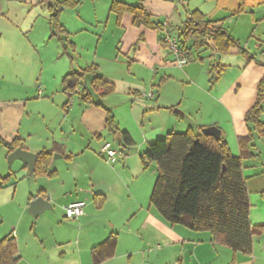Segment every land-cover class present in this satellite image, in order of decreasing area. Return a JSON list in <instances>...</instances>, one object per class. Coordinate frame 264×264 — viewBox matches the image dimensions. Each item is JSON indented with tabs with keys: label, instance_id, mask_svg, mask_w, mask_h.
<instances>
[{
	"label": "crops",
	"instance_id": "crops-1",
	"mask_svg": "<svg viewBox=\"0 0 264 264\" xmlns=\"http://www.w3.org/2000/svg\"><path fill=\"white\" fill-rule=\"evenodd\" d=\"M188 2L184 1L182 12L175 0H146L144 4L158 21L162 20L163 14L172 16L178 12L182 26L188 11L196 9L209 19L221 20L224 28L261 62L249 61L236 49L222 54L212 52L207 46L193 50V54H198L197 58H203L199 65L203 67L202 71L209 73L212 86L202 83L192 91L194 97H201L203 92L212 96L216 89L222 99L237 86L236 93L239 94L243 88L239 82L249 65L264 66V59L258 57V53L264 54V15L263 19H257L255 10H252L257 8L259 13L264 14V7L250 6L245 0L244 12L236 14L238 0H201V5H195L193 9ZM249 6L251 9L247 10ZM33 11L28 24L37 20L38 11ZM248 11L251 13L248 22L243 20L241 23L240 19L246 17ZM130 24L133 26L130 27ZM118 25H127L122 36L129 46L127 58L120 57V54L100 53L101 37L92 58L78 65L81 69L95 63L104 79L114 83L115 91L101 97L91 87V76H87L86 86L91 90L94 101L100 105L82 102L78 94L70 97L61 91L62 77L72 71L78 51L72 53L74 61H71L66 52L63 55L60 50L58 57L64 64L58 74L61 78L58 86H38L37 93H25L15 103L5 101L6 104L0 107L2 138L9 141L21 138L25 149L34 154L45 149L54 150V155H61L53 156L47 170L48 173L55 171L54 176H33L21 161L14 179L11 171L3 165L0 178V240L9 235L15 237L20 258L18 264H96L92 249L112 235L116 237L114 254L98 264H133L136 256L140 257L141 264H264V135L259 136L254 126L246 122V126L238 125L232 105L228 103L220 114L226 116L229 113V119L222 122L210 120L208 125L222 130L221 135L235 156L241 153L239 138L250 131L255 136V156L243 161L251 203L250 221L255 228L251 254L234 252L216 241L210 231H195L165 221L150 204L157 167L152 163L145 169L141 154L150 143L165 138L176 129L178 118L175 115H184L179 109L176 110L181 113L166 111V107L173 106L177 98L167 100L163 94L177 78L172 70L177 64L176 58L161 42L163 36L171 34L161 32L157 45L155 29L135 26L132 15L125 14ZM218 55L219 62H214ZM206 58L210 63L202 66L206 64ZM215 63L227 67L216 80L217 75L210 73ZM263 76L262 70L252 75L251 89L248 95L242 97V103L245 102L241 112L244 119L257 99L258 84ZM45 90L51 94L49 97L44 96ZM106 108L112 109L119 129L129 132L132 145H124L119 134L107 128ZM195 128H198L197 125H194ZM105 142H111L121 151L117 160L109 161L100 153ZM6 150L2 155L9 162ZM67 156L72 157L69 159ZM0 163H3L2 157ZM7 176H10L9 179L3 182ZM32 179L34 182L30 184ZM18 181H30L26 184L25 196L24 187L19 188ZM19 189L21 194L17 202ZM38 197L49 201L52 208L45 209L36 217L29 211L34 218L45 217L44 227L40 230L32 227L30 232L27 213L31 202ZM76 201L86 202L85 211L79 218L69 220L64 206ZM37 221L32 223L36 225Z\"/></svg>",
	"mask_w": 264,
	"mask_h": 264
},
{
	"label": "trees",
	"instance_id": "trees-1",
	"mask_svg": "<svg viewBox=\"0 0 264 264\" xmlns=\"http://www.w3.org/2000/svg\"><path fill=\"white\" fill-rule=\"evenodd\" d=\"M238 1L236 14L245 10V0ZM48 2L53 35L61 40L64 52L69 54L71 61H74L72 53L76 51V44L66 40L68 32L61 23V15L66 7H74L77 1L48 0ZM110 11L116 15L118 24L125 14H129L133 16V24L137 27L163 32L166 30V23L156 20L142 0L136 5L113 0ZM172 37L177 38L188 61L195 57L193 50L198 51L207 46V49L219 54L236 49L249 61L261 62L224 28L221 20L209 19L198 9L188 11L178 36ZM161 42L170 49L164 36ZM69 48H72V51H69ZM197 59L203 60L200 57ZM226 70V66L215 63L210 68V73L220 76ZM87 76H91V87L101 97L115 91L114 83L105 80L99 73L98 65L93 63L68 72L62 80L64 92L70 97L78 94L82 102L100 105L94 101L91 90L86 86ZM81 86L83 87L78 92ZM106 112L107 128L119 134L124 145H132L131 135L119 129L112 109L106 108ZM263 113L264 76L258 84L257 99L245 114V122L249 126L253 125L259 136L264 135V123L261 120ZM254 138L252 131L239 138L241 151L239 156L232 154L228 142L222 135L219 139L205 135L203 127L195 129L190 127L184 132L171 131L165 138L150 143L141 154L145 169L153 162L157 167V178L150 204L171 225L181 224L195 231H210L216 241L232 248L234 252L251 254L255 228L250 221L251 203L243 174V161L255 156ZM0 143L8 149L9 154L17 148L25 149L23 140L18 137L8 141L0 136ZM54 153V150L44 149L36 154L37 162L33 176L56 174L55 171L50 173L47 171ZM71 157L67 156L69 159ZM9 177H5L3 182ZM115 246L116 237L112 235L94 247L92 249L94 263H101L111 257ZM19 259L15 237L9 235L1 239L0 264H18Z\"/></svg>",
	"mask_w": 264,
	"mask_h": 264
},
{
	"label": "rangeland",
	"instance_id": "rangeland-1",
	"mask_svg": "<svg viewBox=\"0 0 264 264\" xmlns=\"http://www.w3.org/2000/svg\"><path fill=\"white\" fill-rule=\"evenodd\" d=\"M76 1L77 4L74 7H66L61 15V23L68 32L66 40L77 44L76 50L78 54L76 55L77 57H75L76 64L73 66V69H79L78 65L86 63L92 58L96 51V44L101 37L102 46L100 53H113L114 56L120 54V57H125L126 59L129 46L124 43L122 36L127 25H118L116 15L110 11L113 0ZM122 1L136 5L139 4L141 0ZM142 1L146 3V0ZM175 1L180 4L179 9L180 12H182L184 8L183 3L184 1L186 2V0ZM200 1L201 0H189L188 4L190 8L193 9L195 5L201 3ZM247 1L250 6H260V9L264 7V2L261 0ZM48 3V0H0V107L6 104L4 103L5 101H13V103H15V101L21 98L25 93H37L38 86L42 85V87H45V84L58 86L60 84L61 78H59L58 74H60L61 67H63L64 63L58 56H60L61 53L64 55V50L61 40L53 35L49 21L50 13L48 11ZM259 3L262 4L259 5ZM186 5L187 4H185V6ZM250 6L247 7V10L251 9ZM33 9L38 11L37 20L32 24H28L29 22H27V20L30 19V16L34 13ZM28 10H31V12L29 13ZM252 10H255L257 19H263L264 14L259 13L257 8H252ZM163 15L164 16H161V21L166 23V30L164 33L170 32L172 36H178V32L182 28V25L179 23L178 12L172 16ZM250 16L251 13L248 11L246 17L240 19L241 23H243V20L248 22ZM155 19H157V17ZM129 26L131 27L133 25L130 24ZM154 31L156 34V38L154 39L155 43L159 45L160 40L158 36L163 31ZM121 41H123L124 44ZM253 44L254 42H252V45ZM88 46H90V48ZM251 47L253 48V46ZM69 51H72V48H69ZM66 54L69 59V54ZM195 54L196 53H194V56ZM172 55L171 53V56ZM197 56L198 54L184 66L174 65V69L172 70L177 77L175 79L176 81L168 85L163 91L164 99L168 100L171 98L175 100L177 98L175 104H172L173 106L166 107V111L172 114V112L175 113L176 109H179L184 113V115H175L176 118H178V123L174 131L184 132L189 127L194 128V125L195 127L196 125L197 127L208 126L210 120H220L221 122L228 120L230 117L229 113H226V116L220 114V110L222 111L224 105L227 103L232 105L231 108L234 111L233 115L238 125L241 123L243 126H246L244 115L241 114L245 107V102L242 103V97L248 95L249 89H251L250 81L252 75L255 76L261 70L264 71V66L255 63L249 65L239 82L243 84L242 91L239 94L236 93V86L233 90L226 93L228 94L226 98L220 99L218 95L219 92L216 89L213 91L212 96L204 94L205 92H203L202 96L198 93V96L201 97H194L195 94L192 90L197 88L200 84L209 83V87L212 86V84H210L209 73L202 71L203 67L200 66L201 62L197 59ZM131 57H133V55ZM258 57L264 59V54L258 53ZM219 60L218 55L217 60L214 62H219ZM205 62L206 64L202 66L209 65V58H206ZM215 75L217 74L215 73ZM217 78L218 76L215 77V80ZM62 80L61 86L59 87H61V91L63 90L64 92ZM147 81L146 83L148 84ZM208 91L207 86V92ZM48 95L51 94L45 90L44 96L49 97ZM17 103L19 102L17 101ZM261 120L264 121V114ZM4 151H7L6 148L0 144V159L2 157L3 162L0 163V178L3 175L1 171L7 166L8 170L12 173V178L15 179V172L18 171L17 166L21 164V161L16 160L15 162L13 161L14 163H12V165H9L10 163L7 162V159H4L2 155ZM153 164L156 168V163L153 162ZM18 180H20V178ZM32 180L30 184H33L32 182H34V179ZM27 182L30 181H18L19 188L22 186L24 187V196L27 191ZM17 194L18 198L16 200L18 202L21 194L20 189ZM27 216L28 219H30L28 223L30 232L33 231L32 227L33 229L39 228V230L44 227V216L34 218L30 214L29 209ZM36 221L38 224L34 225L32 222ZM133 264H141L140 257H134Z\"/></svg>",
	"mask_w": 264,
	"mask_h": 264
},
{
	"label": "built area",
	"instance_id": "built-area-1",
	"mask_svg": "<svg viewBox=\"0 0 264 264\" xmlns=\"http://www.w3.org/2000/svg\"><path fill=\"white\" fill-rule=\"evenodd\" d=\"M164 40L168 42L170 50L176 58V63L180 66L186 65L188 63V58L181 50L177 38L166 36ZM100 153L109 161H115L121 156V151L111 142H105L101 147ZM85 207V201H76L64 206L66 218L69 220L79 218L84 213Z\"/></svg>",
	"mask_w": 264,
	"mask_h": 264
},
{
	"label": "water",
	"instance_id": "water-1",
	"mask_svg": "<svg viewBox=\"0 0 264 264\" xmlns=\"http://www.w3.org/2000/svg\"><path fill=\"white\" fill-rule=\"evenodd\" d=\"M177 113H181L179 110H175ZM203 133L208 136H213L216 139H219L221 137L222 130L218 126H208L203 128ZM61 157V155H58ZM57 154L54 155V157H58ZM9 162H13L16 160L22 161L25 165L28 166L29 173L32 175L36 162H37V155L29 152L26 149L17 148L13 152H11L8 156ZM52 208V205L49 201L45 200L43 197H38L35 200H33L30 204L29 211L32 213L33 216H38L41 214L45 209Z\"/></svg>",
	"mask_w": 264,
	"mask_h": 264
}]
</instances>
